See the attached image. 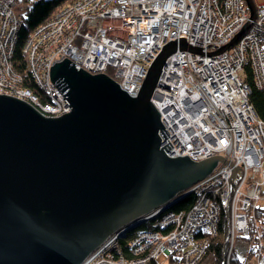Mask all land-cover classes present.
Instances as JSON below:
<instances>
[{"label": "built area", "instance_id": "2783aa9c", "mask_svg": "<svg viewBox=\"0 0 264 264\" xmlns=\"http://www.w3.org/2000/svg\"><path fill=\"white\" fill-rule=\"evenodd\" d=\"M21 1L0 0V94L46 118L71 110L49 78V68L64 58L90 74L109 70L121 90L135 97L162 45L184 37L190 46L213 44L201 52L221 50L249 20L243 0H76L34 29L23 46L34 92L22 85L12 63L20 25L14 9ZM254 6V20L227 49L171 54L152 96L168 133L165 139L158 135L166 156L198 162L218 155L240 170L232 176L230 163L217 162L180 198L119 227L79 264H154L163 254H174L180 264H198L207 246L201 232L214 235L222 213L228 223L224 263L233 250L245 255L236 239L248 235V216L264 200V121L249 103L243 80L247 68L264 90V4ZM168 142L171 148L165 150ZM190 194L196 197L191 208L164 213ZM147 219L154 230L136 231ZM257 264H264V252Z\"/></svg>", "mask_w": 264, "mask_h": 264}, {"label": "water", "instance_id": "95a60500", "mask_svg": "<svg viewBox=\"0 0 264 264\" xmlns=\"http://www.w3.org/2000/svg\"><path fill=\"white\" fill-rule=\"evenodd\" d=\"M252 20L253 0H243ZM170 40L150 64L135 97L106 74H90L64 58L49 78L71 107L39 115L0 94V264H79L119 227L204 178L217 160L168 158V133L150 102L166 58L175 50L214 55ZM165 150L171 148L166 143ZM223 264V263H222Z\"/></svg>", "mask_w": 264, "mask_h": 264}, {"label": "trees", "instance_id": "16d2710c", "mask_svg": "<svg viewBox=\"0 0 264 264\" xmlns=\"http://www.w3.org/2000/svg\"><path fill=\"white\" fill-rule=\"evenodd\" d=\"M30 2L22 14L17 15L19 18V29L12 57V63L15 71L22 77V85L37 92L30 74L26 68L22 49L27 39L34 29L39 25L48 21L59 9L73 3L76 0H22ZM21 1V2H22ZM106 74L109 76L110 71ZM244 79L249 86V102L253 107L259 119L264 121V91L257 88L249 69L244 70ZM196 197L193 194L187 195L172 207L176 211H186L195 203ZM136 231L153 230L152 224L142 223L136 227ZM203 233V237L207 240V246L203 255V260L211 257L212 264H225V256L228 250V223L227 215L222 213L214 235ZM201 237V236H200ZM246 244V253L243 259H238L235 251H231L229 255V264H257L258 257L264 252V202L258 204L252 215L248 216V235L243 237ZM169 259L171 264H180V259L171 254ZM201 261V262H202ZM200 262V263H201ZM157 264V261L154 263Z\"/></svg>", "mask_w": 264, "mask_h": 264}, {"label": "bare ground", "instance_id": "6f19581e", "mask_svg": "<svg viewBox=\"0 0 264 264\" xmlns=\"http://www.w3.org/2000/svg\"><path fill=\"white\" fill-rule=\"evenodd\" d=\"M254 17H255V16H254ZM253 20H254V18H253L252 20L249 18V20L247 21V23L250 24V22L253 21ZM187 44H188V43H187ZM176 51H178V50H175V52H176ZM179 51H182V52H183V51H187V50H179ZM175 52H173V53H175ZM173 53H172V54H173ZM169 56H170V55H169ZM169 56H168V57H169ZM168 57H167V58H168ZM167 58H166V59H167ZM165 61H166V60H165ZM164 64H165V62H164ZM159 76H160V75H159ZM158 79H159V78H158ZM243 80H244V82H246L245 79H243ZM117 85H118L119 88L121 89V86H120L118 83H117ZM156 86H158V84H157ZM260 90H261V89H260ZM262 91H264V90H262ZM153 93H154V92H153ZM249 94H250V92H249ZM152 96H153V94H152ZM152 96H151V98H150V102H151V104H152V99H153ZM130 97H131V96H130ZM248 100H249V97H248ZM249 103H250V102H249ZM152 105H153V104H152ZM159 119H160V118H159ZM158 135H159V133H158ZM163 153H164V151H163ZM165 156H166V155H165ZM167 157H168V156H167ZM168 158H172V157H168ZM173 158H175V157H173ZM217 162H222V161L217 160ZM217 162H216V164H217ZM216 164H215V166H216ZM215 166H214V167H215ZM214 167H213V168H214ZM199 181H200V180H199ZM194 185H195V183L192 184V185H190L188 188H185V189H190V188H192ZM185 189H184V190H185ZM182 191H183V190H178L177 192H175V193L173 194V196H171L170 199H172L173 201H175L176 199L180 198V196H181L180 194L182 193ZM183 197H185V196H183ZM178 201H180V199L177 200L176 202H178ZM171 205H172V204H171ZM171 205H169L170 207H168V210H167V211H164V213H165V212H168L169 209L173 210L172 207H173L175 204L172 205V206H171ZM156 209H157V208L154 207V208L151 209V211H155ZM148 212H149V211H148ZM146 213H147V212H146ZM144 215H145V213L139 215V217H136L135 219H137V218H138V219H141L142 217H144ZM132 221H133V220H132ZM147 222H148V219H147L146 223H147ZM153 230H154V229H153ZM166 230H168V229H166ZM167 257L169 258L170 255L167 256Z\"/></svg>", "mask_w": 264, "mask_h": 264}, {"label": "rangeland", "instance_id": "374dc122", "mask_svg": "<svg viewBox=\"0 0 264 264\" xmlns=\"http://www.w3.org/2000/svg\"><path fill=\"white\" fill-rule=\"evenodd\" d=\"M253 3H255V5L256 6H260V5H262V4H264V0H253ZM30 4V2H25V1H22V2H20L16 7H15V9H14V11H15V13L17 14V15H19V14H22L23 13V11L25 10V8L28 6ZM255 12H256V7H255ZM29 72V71H28ZM183 199V198H182ZM263 202H264V200H263ZM263 202H260L259 204H261V203H263ZM149 224H151V223H149ZM153 228V227H152ZM236 240H238L240 243H243V244H238V245H240V246H242L243 247V249H244V247L246 248V244L244 243V239H242V238H237ZM226 253H228V251L226 252ZM235 253V252H234ZM242 254V253H241ZM235 255L237 256V258L238 259H243L244 258V254H242L241 255V258L235 253ZM166 258L167 256L165 255V254H163L162 256H161V258ZM211 257L209 256V257H207L206 259H210ZM203 259V258H202ZM202 261V260H201ZM200 261V262H201ZM199 262V263H200ZM198 263V264H199Z\"/></svg>", "mask_w": 264, "mask_h": 264}, {"label": "crops", "instance_id": "0c3cea01", "mask_svg": "<svg viewBox=\"0 0 264 264\" xmlns=\"http://www.w3.org/2000/svg\"><path fill=\"white\" fill-rule=\"evenodd\" d=\"M257 263V262H256ZM157 264H171V260L166 257V258H161V256L157 260ZM199 264H212V259H205Z\"/></svg>", "mask_w": 264, "mask_h": 264}]
</instances>
